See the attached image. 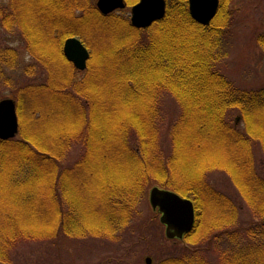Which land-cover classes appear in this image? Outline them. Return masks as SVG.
<instances>
[{
	"label": "trees",
	"instance_id": "16d2710c",
	"mask_svg": "<svg viewBox=\"0 0 264 264\" xmlns=\"http://www.w3.org/2000/svg\"><path fill=\"white\" fill-rule=\"evenodd\" d=\"M233 2L221 0L212 23L203 26L188 0H167L164 19L141 30L149 33L144 44L127 18L100 14L91 0H0V26L19 34L56 79L21 85V139L0 140V264H14L26 243L118 241L133 220L134 203L152 184L190 198L196 211L192 231L172 240L186 244L182 256L161 264H211L205 252L219 244L216 264H264V198L256 200L264 194V166L256 159V149L264 150V88L240 89L215 68L233 26ZM70 36L99 47L82 78L63 53ZM258 42L264 48V36ZM15 52L0 45V80L14 67ZM165 94L180 109L168 144L160 135ZM26 111L32 114L28 132L22 130ZM233 111L242 129L229 120ZM49 118L58 125L47 127ZM73 144L82 145V154L65 164ZM196 156L202 160L194 168ZM214 171L230 178L254 223L230 229L238 206L205 179ZM119 173L124 178L117 180ZM230 208L227 220L216 218L201 231L205 211Z\"/></svg>",
	"mask_w": 264,
	"mask_h": 264
},
{
	"label": "rangeland",
	"instance_id": "374dc122",
	"mask_svg": "<svg viewBox=\"0 0 264 264\" xmlns=\"http://www.w3.org/2000/svg\"><path fill=\"white\" fill-rule=\"evenodd\" d=\"M91 1L95 4V0ZM136 2L132 1L125 10L118 11L116 14H120L129 20L131 17V6ZM231 14L233 16V26H231L230 33L222 38V49H225L220 51L215 68L217 67L218 71L240 89L257 90L264 88V48L258 42L259 37L264 36V0H234L231 6ZM75 15L79 16L81 12ZM87 18H91V15L84 17V19ZM141 30L138 31L139 42L146 44L149 33L147 34ZM78 38L81 39V37ZM81 40L84 41L91 54L95 51L96 47L99 48L96 45V47H93L86 40ZM0 45L15 49V53L17 54L14 67L11 70L6 69L5 78L0 80V101L4 98L17 100L21 95L19 93L21 85L28 82L33 81L35 84H44L42 82L46 81L48 77L50 83L56 80L53 72L52 74L46 73L44 68L38 66L39 64L30 55L26 43L20 38L19 34L7 32L0 26ZM29 68H33L32 76L26 73L30 70ZM85 74L86 72H83L78 77L82 78ZM4 81H9V84H4ZM48 107L49 104L45 106L44 110L47 111ZM160 107L165 117V123L160 135L163 142L168 144L171 121L178 116L180 109L176 101L167 94L162 96ZM31 115V111L22 113L21 117L24 125L22 130L24 132H28L29 127L31 128ZM49 120L51 122L47 124V127L54 128L58 125L52 119L49 118ZM229 120L235 123L237 128L242 129L243 123L239 112L233 111ZM20 130L21 127H19V132ZM15 139L17 141L21 139L20 133ZM59 140H55V142L60 143ZM256 145L259 146L258 143ZM189 147L191 146L187 143V148ZM259 148L256 149V159L260 165L262 163L264 166V150ZM81 150H83L81 144H73L72 152L67 156L68 162L66 163L65 158L63 163L69 165L75 164L82 154ZM189 155L191 153L187 152V162L191 161L189 160L191 158ZM196 157L195 159L192 157L194 168L202 160V156ZM153 167L154 169H159L155 165ZM187 170L191 171L190 166ZM123 178L122 174L120 175L119 173L117 175V180ZM205 179L208 180L212 187L236 200L239 210L237 222L230 229H235L239 224L242 225L241 223L254 221L251 208L243 202V198L239 197L236 188L224 172H211ZM154 187H160V185L152 184L134 203L132 211L133 220L126 230L127 233L122 234L118 241H106L102 239L78 240L65 237L59 240L60 244L58 245L54 243H26L19 247L21 252L17 261L16 259L14 260V264H147V258L152 259V264H161V261L168 258L169 255L182 256V251L186 247V244H179L166 238L165 228L160 222V214L154 211L150 205L149 194ZM262 198H264V194L263 196H257V203L261 202ZM216 212L205 211L202 232L208 230L210 223L216 218L227 220L226 217L229 218L232 210L230 208V213L227 210L225 214L223 210H219V215ZM261 220H263V217ZM222 248L219 244L218 248L214 246L212 250H206V259H209L208 261L211 264H216L215 257H217L219 249ZM178 253L179 255H177ZM261 259L264 262V253L261 254Z\"/></svg>",
	"mask_w": 264,
	"mask_h": 264
},
{
	"label": "water",
	"instance_id": "95a60500",
	"mask_svg": "<svg viewBox=\"0 0 264 264\" xmlns=\"http://www.w3.org/2000/svg\"><path fill=\"white\" fill-rule=\"evenodd\" d=\"M101 14L108 15L126 6L124 0H96ZM220 0H189L192 18L199 24L209 26L216 17ZM166 0H138L131 8V24L137 29H146L165 17ZM63 52L68 61L77 70L84 71L90 59V52L77 37L65 40ZM19 131L16 102L11 98L0 101V140L16 137ZM152 209L160 214V222L165 227V236L169 240H182L192 231L195 225L194 203L171 190L154 187L149 194ZM264 222V217H263ZM152 264V259H146Z\"/></svg>",
	"mask_w": 264,
	"mask_h": 264
}]
</instances>
